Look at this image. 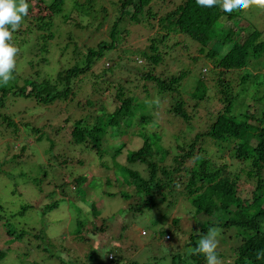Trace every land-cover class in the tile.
Returning <instances> with one entry per match:
<instances>
[{
  "label": "trees",
  "instance_id": "1",
  "mask_svg": "<svg viewBox=\"0 0 264 264\" xmlns=\"http://www.w3.org/2000/svg\"><path fill=\"white\" fill-rule=\"evenodd\" d=\"M71 1L94 7L92 0ZM62 3L63 0H28V15L13 33L12 41L16 35L34 31L43 37H53V23ZM116 5L117 11L105 27L93 12L97 23L88 35L92 37L89 44H86L87 34H83L82 38L76 34L75 28L82 29L88 24L84 23L81 15L91 11H83L77 21L75 18L69 19L72 13L59 20L63 23L61 28L66 25L70 27L67 31L72 36L68 37L70 43L75 41L73 34L82 40L80 43L78 41L75 50L82 54L83 62L60 67L50 77L36 76V79H28L22 85L0 86V105L6 100L4 98L8 92L45 103L57 97L72 100L78 83L90 84L92 90L86 94L85 100L81 102L76 99L77 108L85 112L72 119L71 140L102 153L103 158L110 146L119 142L116 149L111 147L112 159L122 153L121 148L125 145L123 137L131 128V134L136 132L142 140L141 146L131 150L127 156L128 160L134 159L144 165L145 175L112 160L114 184L119 186L115 194L124 199L135 198L129 204L131 208L125 207L123 210L137 215L144 209L158 207V218H152V224H155L157 220L166 221V213H163L166 208L175 207L179 199L184 200L188 203L185 206L187 212L196 217L204 215L207 221L209 218L211 220L206 224L197 223L201 229L196 236L204 235L212 225L219 228L223 235L229 231L238 240L229 250H216L221 264H264V30L258 29L239 14L222 12L218 5L200 7L196 0H117ZM35 9L37 12H34ZM122 20L136 24L145 22L149 28L144 43L137 47V58L145 59L139 64L146 65V70L139 73L136 68L134 73L149 80L156 88L151 96H144L141 88L128 87L122 82L110 85L107 81L99 90L94 89L96 78L102 77L107 62L101 67L97 65L98 61L106 53H115L120 58L123 52L120 49L126 46L125 41L129 39L132 25L119 28ZM188 38L198 44V53L190 54L189 49L188 52L181 49L180 45H191ZM200 57L211 61L212 77L214 74L216 76L213 85H207L212 77L208 75L209 68L206 72L202 71L204 66L197 78H189L187 62ZM96 70L101 72L96 74ZM193 79L196 80L195 86L184 91L188 88L184 80L189 83L191 80L194 84ZM211 88L216 91L217 107L207 113L208 121L203 126L198 118L200 102L208 99ZM252 90H262V101L257 108L249 107L252 102L245 99L246 95L251 97L249 91ZM164 99H167V107L161 109L160 101ZM108 101L113 102V108L107 105ZM234 104L243 109L233 113ZM154 110L164 111L167 121L172 119L170 115L188 123L193 117L198 129L189 139L183 134L186 131L184 128L178 129L173 134L178 141L175 152H172L170 147L161 144L163 129L160 123L153 120ZM72 120L65 118L64 124L72 123ZM134 128L137 130L134 131ZM117 165L126 172L117 169ZM123 182L127 185L124 186ZM107 183L109 180L105 184H112ZM130 189L133 191L129 192ZM92 205L96 211L97 206L93 202ZM79 221L76 223H81ZM177 221L179 217L173 218L171 226H175ZM123 225H117L118 230ZM112 226L103 219L96 229L110 233ZM169 232L155 228L156 235H168L164 237L167 241L172 237ZM7 233L11 235L12 232L7 229ZM18 235H22V232ZM101 251L89 253L91 264H123L121 255L109 256L110 252L105 259H101ZM5 252L0 246V260L5 257ZM179 262L205 264L206 260L203 254L194 250L186 253ZM125 264L139 263L128 261Z\"/></svg>",
  "mask_w": 264,
  "mask_h": 264
},
{
  "label": "rangeland",
  "instance_id": "2",
  "mask_svg": "<svg viewBox=\"0 0 264 264\" xmlns=\"http://www.w3.org/2000/svg\"><path fill=\"white\" fill-rule=\"evenodd\" d=\"M116 1L92 0L91 3L94 5L92 8L86 3L63 0L60 13L55 16L53 23V37H43L37 35L35 31L31 34L16 35V39L11 41L19 49L16 69L13 79L5 86L22 85L28 79H36V76L50 77L60 67L66 68L65 66L77 61L83 62L82 54L75 50L78 41L80 43L82 40H78L76 36L80 35L83 38L82 35L87 34L86 44L91 43L89 38L92 37L88 35L92 33L96 26L94 24L97 23L93 12L98 15L105 27L110 17L117 11ZM83 11H91L81 15L84 23L88 24L81 27L82 29L75 28L77 35L73 34L75 41L70 43L68 38L70 35L67 34L70 27L66 25L61 28L63 23L59 20L72 13L69 19L75 18L77 21L80 18L78 15ZM34 12H37V9ZM239 15L258 29L264 30V10L253 6L243 10ZM126 24L132 26H130L129 39L125 41L126 46H123L125 42L121 44L123 46L120 49L123 50L121 57L117 58L115 53H106L98 61L97 65L101 67L104 66L105 61L107 62L102 77L96 78L97 84L94 89L99 90L107 81L111 83L110 85L122 82L128 87L133 85L132 88H141L144 96H151L156 88L149 80L134 73L136 68L139 73L146 70V65L139 64L145 62V59L137 58V47L144 43L149 28L145 22L136 24L126 20L119 22L118 27L124 28ZM70 26L73 27V24ZM50 30L52 32V25ZM188 40L192 42L191 45H187L189 47L180 45L181 49L187 52L189 49L190 54L198 53V44L190 38ZM41 57H45L44 60H40ZM187 65L190 79L197 78L203 66L202 71L206 72L209 68L208 75L212 77L210 60L205 61L200 57L195 61L187 62ZM100 72L96 70L95 73ZM215 77L214 74L207 85H213ZM184 82L186 88L188 87L184 90L183 85L184 91L190 90V87L196 84V80L194 84L191 80L190 83L187 80ZM74 90H77L74 99L57 97L50 103L14 96L8 92L4 98L6 100L0 105V246L6 251L0 264H91L88 255L93 250H102L99 255L101 259H105L109 252L114 257L121 255L123 264L128 261L139 264H174V262L180 264V258L194 251L199 240L206 238L211 231L218 233L216 249L218 251L229 250L237 243L238 240L231 236L229 231H226L227 237V234L223 235L219 232V228L212 225L204 235L196 236L201 229L197 223L206 224L211 220L209 218L207 221L204 215L196 217L187 212L185 206L188 203L184 200L179 199L175 207L166 208L163 212L166 213V221L157 220L155 224H152V218H158V207L153 210L144 209L137 215H133L131 211L125 212L123 209L131 208L129 204L135 198L124 199L123 196L115 194L114 191H117L119 186L114 184L115 175L111 164L114 160L145 175L144 165L134 159L128 160L127 156L131 150L141 146L142 140L136 132L131 134L133 131L131 128L123 137L125 145L121 148L122 153L115 159L110 155L112 148L116 149L119 142L110 146L104 155L105 158L102 153H96L90 147L73 142L70 137L72 119L85 112L77 108L76 99L83 102L86 94L92 90V86L88 83L86 85L78 83ZM104 91L107 94V91ZM261 92L262 90L249 91L251 97L248 98L246 95L245 98L246 102H252L249 107H259L262 101ZM214 95L216 91L211 88L208 99L200 102L198 117L200 125L206 126L207 113L217 107ZM239 98L244 97L239 96ZM166 100L160 101L161 109L167 107ZM107 105L114 107L112 101H108ZM240 109L243 108L234 104L232 112L237 113ZM163 112L154 110L152 117L163 129L161 144L175 152L178 138L176 139L173 134L182 127L186 130L183 134L189 139L196 133L198 126L194 123L193 117L188 123L170 115L172 119L167 121ZM65 118L72 120V123L64 124ZM196 118L195 116L194 119ZM136 130L137 128H134V131ZM117 169L123 170L119 165ZM125 172L123 170V173ZM107 180H109L107 184L112 183L110 186L105 184ZM123 184L127 185L124 182ZM52 202L56 203L52 206ZM92 202L98 208L96 211L93 210ZM23 206L26 208L22 209ZM175 217H179V221L174 223L175 226H171L170 223ZM103 219L107 220V224L113 225L109 228L110 233L96 229L97 224L103 223ZM78 220L81 223L77 224ZM119 224H124L120 230L117 226ZM155 228L170 230L171 240L167 241L164 239L165 236L156 235ZM262 228L264 230V222ZM7 229L12 232L11 235L7 233ZM21 232L22 235H18ZM227 254L229 255V251ZM219 262L221 264L222 260L219 259Z\"/></svg>",
  "mask_w": 264,
  "mask_h": 264
},
{
  "label": "clouds",
  "instance_id": "3",
  "mask_svg": "<svg viewBox=\"0 0 264 264\" xmlns=\"http://www.w3.org/2000/svg\"><path fill=\"white\" fill-rule=\"evenodd\" d=\"M196 3L203 8L218 5L227 14H239L253 6L264 10V0H196ZM28 10V0H0V86L7 85L13 79L19 49L11 41L13 33L28 15ZM217 235L216 231H211L206 238L199 240L195 248L196 253L203 254L206 264H220L216 252Z\"/></svg>",
  "mask_w": 264,
  "mask_h": 264
},
{
  "label": "built area",
  "instance_id": "4",
  "mask_svg": "<svg viewBox=\"0 0 264 264\" xmlns=\"http://www.w3.org/2000/svg\"><path fill=\"white\" fill-rule=\"evenodd\" d=\"M168 237V235H166Z\"/></svg>",
  "mask_w": 264,
  "mask_h": 264
}]
</instances>
